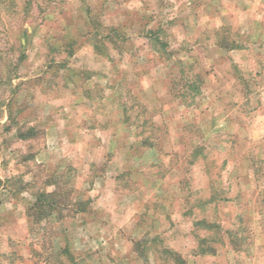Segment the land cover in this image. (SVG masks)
I'll use <instances>...</instances> for the list:
<instances>
[{"label": "rangeland", "instance_id": "374dc122", "mask_svg": "<svg viewBox=\"0 0 264 264\" xmlns=\"http://www.w3.org/2000/svg\"><path fill=\"white\" fill-rule=\"evenodd\" d=\"M0 264H264V0L0 2Z\"/></svg>", "mask_w": 264, "mask_h": 264}, {"label": "trees", "instance_id": "16d2710c", "mask_svg": "<svg viewBox=\"0 0 264 264\" xmlns=\"http://www.w3.org/2000/svg\"><path fill=\"white\" fill-rule=\"evenodd\" d=\"M4 0H0V2H2ZM46 196V194L42 193L41 195L37 196V199H36V202L35 204L33 205V207L36 208L37 210V213L39 215H41L44 211V206H45V200H44V197ZM50 202V201H49ZM53 203V201L51 202Z\"/></svg>", "mask_w": 264, "mask_h": 264}]
</instances>
